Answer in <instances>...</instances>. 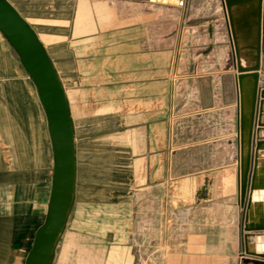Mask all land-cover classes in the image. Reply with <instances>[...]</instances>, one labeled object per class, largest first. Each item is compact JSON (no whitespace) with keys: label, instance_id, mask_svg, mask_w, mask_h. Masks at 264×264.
<instances>
[{"label":"crops","instance_id":"crops-1","mask_svg":"<svg viewBox=\"0 0 264 264\" xmlns=\"http://www.w3.org/2000/svg\"><path fill=\"white\" fill-rule=\"evenodd\" d=\"M74 2L61 44L36 33L66 90L75 137L74 203L54 264H138L146 247L163 255L149 264H244L231 255L240 258L243 237L234 225L239 149L204 156L202 142L188 148V121L205 123L210 111L189 120L188 98L203 92L205 73L203 59L187 57L186 39L173 35L172 13L185 5ZM12 51L0 33V264H25L45 220L54 160L37 91L18 59L11 68ZM29 94L42 143L30 147ZM153 221L160 246L143 239L157 234Z\"/></svg>","mask_w":264,"mask_h":264},{"label":"rangeland","instance_id":"rangeland-1","mask_svg":"<svg viewBox=\"0 0 264 264\" xmlns=\"http://www.w3.org/2000/svg\"><path fill=\"white\" fill-rule=\"evenodd\" d=\"M9 1L17 8L21 15L28 19L29 23L31 24V27H33L32 29L35 31V34L38 33L41 39L45 37V34L47 33L50 38L48 42H51L58 46L61 42L58 36L64 38L68 37L69 12L73 10L75 0ZM183 4L185 5L183 7L184 9L182 8ZM181 8L183 9V12L182 10H180L173 11L172 13L173 35L178 34L184 37V39H186V45L184 46V48L187 51V57L203 59L202 62L200 61V64L202 66V71L205 73L203 78L200 79V84L203 87V92L198 93L196 95H191L188 98L187 109L189 120L192 119L191 116L195 117L196 114L199 115L200 113H206L210 111L209 114L206 113V115H204L206 116L204 117L205 123L201 122L200 124H195L194 121H188L186 125L188 128V148L194 149L196 141L198 142V145L199 142H202V147H204L205 150V152L203 153L204 156H207L209 154L208 151H211L213 149L217 151L230 149L236 150V152H238L239 149V157L241 164V155L243 153L242 150H246V148L248 147V141L249 151L251 152V162L249 172L247 173L248 184L249 173L250 171L254 170L256 162L255 154H260L257 158L258 164H260L261 159L264 161V156H262L264 155V35L263 42L261 41L260 44V68L257 71V77L253 78L247 76V78L251 80V97L249 98H251L250 105L252 110L250 109V112L247 111L248 117L251 114V120L250 118H248V121L250 120V124H248L246 131L244 130L242 135L241 130L239 131L238 118L239 102L240 106H242V96L244 91L242 90L243 84L240 87L239 83V81L241 80H239L238 77L240 74L237 71L235 46L233 42L229 19L225 11L226 9L224 1L182 0ZM54 24L55 27L59 26L58 28L62 30H56L52 28V25ZM179 32L181 33L179 34ZM66 45L67 42L65 41V43L60 45V47H58L57 49L58 51L62 52L60 55L63 57H66ZM12 57L13 62L11 68L15 70L17 69L16 66L18 65L14 62V60L17 61L18 58L14 51H12ZM192 69L193 67L191 68V70ZM208 73H213L214 76L206 77V74ZM243 81L246 80L244 79ZM29 90L31 92V89ZM23 107H26V112L24 111V113L27 115L28 122H30V120L32 122L29 125L30 131L28 134V146L30 147L32 144L35 145L34 142L42 144L40 139L41 131H39L40 129H38L37 133L36 125L34 124L35 117H37L38 114L35 110V103H33V99L30 94L28 95V101L26 103V106L25 104H23ZM31 118H33L34 121ZM241 136L243 138V142L241 140ZM13 144H15V141H13ZM29 152L33 153V151H30V149ZM207 158L208 157L204 158L205 162ZM35 176L36 174L29 173V183L31 182L30 180H34ZM248 194L247 196H245V202L248 201ZM31 197L33 196H29V202L32 203ZM237 200L238 193L236 196V203ZM263 204L264 190L255 191L253 194V209H256L257 212L263 211V206H261ZM245 209V206L241 207V216L239 217V223L237 219V222L234 224L240 227V235L245 233L243 229V220H245ZM257 219L258 218L256 216L255 220ZM151 223H156L158 225V232L157 234H152L151 241H149L147 235H145L143 239L146 240V244L150 242L151 245L160 246L164 236L163 234H161V239L159 232V230L161 229V223L155 221ZM164 225L165 222H163L162 224L163 228ZM145 233L147 234V231ZM251 233L255 235L254 237H256V235L262 234L264 233V231H251ZM254 237L251 239L252 244H254L257 240V238ZM143 239L141 238V241ZM243 246L244 245L241 238L239 253H243ZM146 248V251L144 250L145 252L141 251L140 254L136 253L137 257L140 256L139 258H137L138 264H149V256L151 258H156L155 260L158 261L163 260L162 254L153 252L150 253L152 248ZM256 248L258 250L264 249V241H257ZM164 252L166 254V251ZM231 255L233 256V259L234 257L235 259H240L236 253Z\"/></svg>","mask_w":264,"mask_h":264},{"label":"water","instance_id":"water-1","mask_svg":"<svg viewBox=\"0 0 264 264\" xmlns=\"http://www.w3.org/2000/svg\"><path fill=\"white\" fill-rule=\"evenodd\" d=\"M153 1L171 6H179L182 2V0ZM223 1L235 46L240 87L243 84V88H247V98L243 100L242 106L239 102V131L241 130L243 135V131H246L251 120V114L249 117L247 115V111L250 112L251 109V98H249L251 97V80L247 76L256 78L260 68V44L261 41L263 42L264 35V0ZM0 33L11 46L35 86L45 113L54 160L45 220L36 231L25 264H54L72 212L75 190V137L66 90L45 46L29 24L6 0H0ZM244 79L246 81H243ZM248 118H250L249 121ZM241 140L243 142L242 136ZM247 144L246 150H242L240 164V207H244L245 196L249 192L243 228L245 233L242 237L244 246L240 259L244 264H264V249L256 248L257 241H264V233L256 237L251 233V231H264V204L261 205L263 211L257 212L253 209L254 192L264 190V161L261 159L258 164L257 158L260 154H255L256 162L248 188L247 173L251 162V152L248 141ZM256 216L257 220H255ZM253 237L257 238L254 244L251 243Z\"/></svg>","mask_w":264,"mask_h":264},{"label":"bare ground","instance_id":"bare-ground-1","mask_svg":"<svg viewBox=\"0 0 264 264\" xmlns=\"http://www.w3.org/2000/svg\"><path fill=\"white\" fill-rule=\"evenodd\" d=\"M244 92H243V100H245L247 98V94H246V90L247 88H243Z\"/></svg>","mask_w":264,"mask_h":264}]
</instances>
